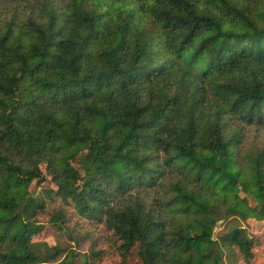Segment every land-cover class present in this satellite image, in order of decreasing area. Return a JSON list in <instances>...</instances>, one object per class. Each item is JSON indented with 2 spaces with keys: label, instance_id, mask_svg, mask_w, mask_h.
<instances>
[{
  "label": "trees",
  "instance_id": "1",
  "mask_svg": "<svg viewBox=\"0 0 264 264\" xmlns=\"http://www.w3.org/2000/svg\"><path fill=\"white\" fill-rule=\"evenodd\" d=\"M249 219L264 0H0V264H264Z\"/></svg>",
  "mask_w": 264,
  "mask_h": 264
},
{
  "label": "rangeland",
  "instance_id": "2",
  "mask_svg": "<svg viewBox=\"0 0 264 264\" xmlns=\"http://www.w3.org/2000/svg\"><path fill=\"white\" fill-rule=\"evenodd\" d=\"M40 163H41L42 170L47 178V181L44 183L42 187H46L48 189L54 190L55 185L53 182V173L50 171V168H49L50 162L45 159H41ZM83 176H85V174ZM40 189L41 188L37 186L36 181L33 182L29 187L30 192L34 193L35 195L39 193ZM230 224L231 222H226V223L220 222L218 224H214L212 221L206 220L204 223L203 233L214 237V239H217L227 232V229L229 228ZM245 226L248 227L252 231V233L255 234V236L264 235V221H259L256 219H249L248 223L245 224ZM35 240L46 241L49 244H54L53 229L49 227L42 235L37 236ZM88 247L89 245L84 243L80 247H78L77 250L80 253H84L88 250ZM37 252L41 256H43V253L41 251L38 250ZM76 260L77 262L84 264L81 256H77Z\"/></svg>",
  "mask_w": 264,
  "mask_h": 264
}]
</instances>
